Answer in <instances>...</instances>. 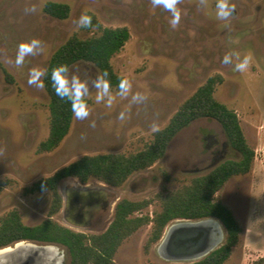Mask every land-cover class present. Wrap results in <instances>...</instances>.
<instances>
[{"label": "rangeland", "instance_id": "374dc122", "mask_svg": "<svg viewBox=\"0 0 264 264\" xmlns=\"http://www.w3.org/2000/svg\"><path fill=\"white\" fill-rule=\"evenodd\" d=\"M48 2L69 5L70 17L58 20L47 15L44 7ZM228 2L235 11L227 20H220L217 0H178L179 22L173 26L172 14L153 7L151 0H0V219L16 210L25 225L41 224L49 217L52 196L33 191L36 182L85 156H129L144 150L154 133L168 125L199 87L221 75L224 83L217 86L215 98L237 112L256 154L250 174L232 178L216 196L232 210L244 231L225 264H264V0ZM33 6L35 12L25 11ZM85 12L94 14L104 27L130 30L131 39L112 61L130 91L121 97L111 90L110 107L106 102L97 103L93 82L100 73L89 65L73 67L68 75L78 76L89 87V116L83 120L74 117L60 146L41 152L40 145L50 133V99L44 86L27 83L29 73L32 69L46 72L52 55L70 38L99 35L96 29L78 26ZM32 39L41 41V49L17 67V46ZM226 56L231 57V63L224 62ZM245 57H249L247 68L234 71V65ZM3 69L14 83L7 82ZM138 92L146 97L143 102L133 101ZM121 113L124 119L119 118ZM238 157L227 145L220 124L200 119L172 140L165 156L153 167L133 174L119 188L108 185L107 190L115 204L124 198L155 200L158 194L175 192L219 163ZM89 183L106 185L98 180ZM78 184L77 179L68 178L58 189L64 197V185L71 189ZM115 206L108 216L86 229L66 224L60 213L53 219L76 232L101 234L113 221ZM160 211V203L154 201L136 216L153 218ZM151 232L152 224L125 240L114 264L192 263L166 260L163 256L169 252L165 248L158 251L161 240L146 253ZM170 233L172 241H182L176 228ZM224 240L225 236L222 244ZM61 250L69 264L67 253ZM176 255L187 257L190 252L180 250Z\"/></svg>", "mask_w": 264, "mask_h": 264}, {"label": "trees", "instance_id": "16d2710c", "mask_svg": "<svg viewBox=\"0 0 264 264\" xmlns=\"http://www.w3.org/2000/svg\"><path fill=\"white\" fill-rule=\"evenodd\" d=\"M44 12L58 20H67L71 8L67 4L48 2ZM87 29H96L99 35L80 39L70 38L52 55L43 85L50 99V133L40 145L41 152H52L68 136L74 115L71 105L60 99L51 85L50 73L56 66H67L68 73L77 65H89L100 75L107 72L111 90L119 92L118 85L126 80L113 66V59L131 39L127 27H104L94 14ZM8 83L13 77L3 69ZM224 83L221 75L209 78L177 110L168 125L153 135L152 142L133 155L100 154L85 156L54 175L43 178L33 186L35 192H50L52 196L49 217L37 226L25 225L20 214L14 210L0 219V250L14 247L21 242L53 245L64 249L69 264H114V257L125 240L139 229L152 224V232L145 246L146 253L158 243L169 224L176 220L197 221L218 220L224 230V243L204 259L189 264H225L239 246L244 233L232 210L217 200V194L234 177L246 176L252 171L256 158L255 150L248 144L241 120L234 110L215 98L218 85ZM86 99V98H85ZM87 104L90 100L86 99ZM200 119L215 121L223 129L227 145L238 154V159H229L213 167L207 174L195 177L190 185L172 192H162L155 200L141 202L121 199L115 207L114 218L108 229L101 234L76 232L55 221L53 217L63 208V197L59 185L68 178H75L82 184L98 180L111 187L119 188L138 172L153 167L161 160L172 140L193 122ZM158 201L161 211L153 218L149 215L136 216ZM264 263V259L262 260ZM158 264V263H150Z\"/></svg>", "mask_w": 264, "mask_h": 264}, {"label": "clouds", "instance_id": "9594fccd", "mask_svg": "<svg viewBox=\"0 0 264 264\" xmlns=\"http://www.w3.org/2000/svg\"><path fill=\"white\" fill-rule=\"evenodd\" d=\"M153 7H163L165 10L172 14L171 24L175 26L179 22V12L176 8L178 0H151ZM26 12H35L36 8H26ZM235 11L234 5H231L228 0H217L216 3V15L220 20H227L233 15ZM78 26L89 27L92 23V17L85 13H82L78 20ZM41 49V41L38 39H32L30 41L21 42L17 46V53L15 58V64L17 67L24 63L26 56L36 53ZM225 63H231V57L226 56ZM249 62V57H245L239 63L234 65V71H244ZM67 66H56L52 68L50 73L51 85L55 91V94L62 100L67 101L71 105V111L76 119L83 120L89 116L88 104L86 97L89 94V87L86 81L81 80L78 76H69ZM46 73L40 69H32L29 73L27 83L36 87H43L41 83V77ZM107 72L102 75H98L93 82V87L97 90L96 102H106L107 106H111L112 94L111 84L107 79ZM119 95L126 97L130 91V85L127 80H121L119 85ZM134 102H143L146 97L142 93H136L132 96ZM120 119H124V113L119 116ZM94 126V124L92 125Z\"/></svg>", "mask_w": 264, "mask_h": 264}, {"label": "water", "instance_id": "95a60500", "mask_svg": "<svg viewBox=\"0 0 264 264\" xmlns=\"http://www.w3.org/2000/svg\"><path fill=\"white\" fill-rule=\"evenodd\" d=\"M88 188H82L80 186L76 187L75 200L73 205L77 204L78 201L84 199L85 193L88 192ZM72 205V204H71ZM175 223L170 227L176 228V230L181 234L180 242L172 241L171 233L168 236L167 242L164 248L169 252V255L163 256L166 260L178 261V262H192L200 261L215 251L219 246L213 248V244L216 241V231L219 229L215 225H219L221 229L220 233L224 238L225 233L221 223L213 218L203 219L197 221L190 220H176ZM169 227V228H170ZM170 228V229H171ZM165 234L163 235L161 241L163 240ZM24 243V242H21ZM20 244V243H18ZM14 247L16 248L18 245ZM39 249L54 248L57 250L59 258H62L61 264H66V255L59 247L53 245H40L35 243H28ZM7 249V248H6ZM4 250V249H3ZM180 250L189 251L190 255L187 257H178L176 255ZM1 251V250H0ZM54 259L51 255L46 252L32 251L26 253L23 250L14 251V253L8 254L0 261V264H53Z\"/></svg>", "mask_w": 264, "mask_h": 264}, {"label": "flooded vegetation", "instance_id": "af4514ba", "mask_svg": "<svg viewBox=\"0 0 264 264\" xmlns=\"http://www.w3.org/2000/svg\"><path fill=\"white\" fill-rule=\"evenodd\" d=\"M77 186L89 190L85 193L84 199L73 205ZM107 186V184L96 186L79 182L78 185L68 189L64 185L63 208L60 212L63 221L75 228L86 229L96 220L108 216L117 203H114L115 201L108 193Z\"/></svg>", "mask_w": 264, "mask_h": 264}, {"label": "bare ground", "instance_id": "6f19581e", "mask_svg": "<svg viewBox=\"0 0 264 264\" xmlns=\"http://www.w3.org/2000/svg\"><path fill=\"white\" fill-rule=\"evenodd\" d=\"M215 226L218 227L219 229H221L219 227V225L216 224ZM170 228L167 229L163 240L158 245V251H159V253H161L164 250V246H165V244L167 242L168 236L170 235V230H171ZM219 229H217V232L218 233H217L216 241H215V243L212 246L213 248L219 246L222 243V241H223V237H222V234L220 233V230ZM28 243L29 242L20 243V244H18L16 246V248H7V249H4V250H1L0 251V261L2 259H4V257L6 255L11 254V253H14V251L16 252V251L23 250L26 253H28V252H32V251L35 250V251H38V252L40 251L41 253L42 252L43 253L46 252L49 255H51L52 258L54 259L53 264H61L62 258H59L58 257V254H57V250L56 249H54V248L39 249V248H36L33 245L28 244Z\"/></svg>", "mask_w": 264, "mask_h": 264}]
</instances>
